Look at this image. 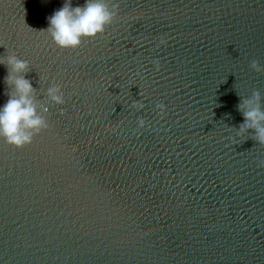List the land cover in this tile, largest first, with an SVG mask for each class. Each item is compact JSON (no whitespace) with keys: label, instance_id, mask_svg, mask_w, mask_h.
Here are the masks:
<instances>
[{"label":"water","instance_id":"95a60500","mask_svg":"<svg viewBox=\"0 0 264 264\" xmlns=\"http://www.w3.org/2000/svg\"><path fill=\"white\" fill-rule=\"evenodd\" d=\"M206 0H106L117 18L103 34L83 38L76 49H61L46 31L48 18L64 0H0V109L11 89L5 83L10 55L29 63L25 74L36 105L49 99L53 84L64 91L145 44ZM85 0H72L83 6Z\"/></svg>","mask_w":264,"mask_h":264},{"label":"clouds","instance_id":"9594fccd","mask_svg":"<svg viewBox=\"0 0 264 264\" xmlns=\"http://www.w3.org/2000/svg\"><path fill=\"white\" fill-rule=\"evenodd\" d=\"M118 6L109 7L106 0H85L83 6H73L72 0H64L63 6L55 11L49 18V27L46 31L53 42L61 49H76L83 38H95L103 34L105 29L117 18ZM161 43H165L161 40ZM157 70L159 62L156 61ZM4 65L8 68L5 83L11 89L9 99L0 109V136L6 142L17 148H22L32 142L33 137L48 128L45 118L38 114L35 103V89L25 74L30 71L28 61L10 55ZM251 68L256 72L262 71L258 61L251 62ZM47 95L56 104L64 103V94L61 86L53 84L47 90ZM261 95L254 91L250 98L244 99L238 105L244 117L239 126L240 133L253 130L251 139L264 145V110L260 107ZM133 107L141 109L142 103H135ZM161 116L164 114V105L157 104ZM47 111V109H45ZM146 121L140 119L139 127L143 128Z\"/></svg>","mask_w":264,"mask_h":264}]
</instances>
